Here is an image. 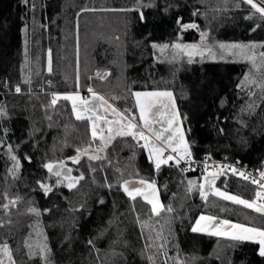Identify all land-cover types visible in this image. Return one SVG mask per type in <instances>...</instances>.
<instances>
[{
  "label": "trees",
  "instance_id": "trees-1",
  "mask_svg": "<svg viewBox=\"0 0 264 264\" xmlns=\"http://www.w3.org/2000/svg\"><path fill=\"white\" fill-rule=\"evenodd\" d=\"M178 19L198 29L181 31ZM176 43L198 45L204 55L189 63ZM165 44L163 53L153 47ZM219 44H264V19L243 0H0V247L7 244L15 264H264L253 242L191 231L199 215L255 227H264V215L211 192L205 201L204 172L171 161L157 171L142 140L117 136L105 146L92 141L70 101L50 106L52 93L92 88L137 120L133 93L170 91L196 155L264 170V89L257 86L264 48H255L256 71ZM95 69L109 74L92 79ZM248 74L256 84H242ZM78 148L104 150L101 159L82 155L75 164L69 158ZM61 161L73 177L84 175L71 190L44 167ZM133 179L154 181L173 211L155 216L143 198L131 200L121 185ZM41 183L51 187L47 195ZM215 187L247 200L258 190L229 172ZM10 200L15 205L3 210Z\"/></svg>",
  "mask_w": 264,
  "mask_h": 264
},
{
  "label": "snow or ice",
  "instance_id": "snow-or-ice-1",
  "mask_svg": "<svg viewBox=\"0 0 264 264\" xmlns=\"http://www.w3.org/2000/svg\"><path fill=\"white\" fill-rule=\"evenodd\" d=\"M29 0H24L25 4H28ZM244 3L248 4L255 13H259L260 17L264 19V0L257 3L256 0H243ZM86 11L88 9H85ZM140 18L143 21L144 15L141 12ZM251 19L252 17H247ZM179 25L181 31H185L190 28L198 29V25L194 23L184 24L180 19L176 21ZM206 36L205 33H201L202 39ZM153 47H160L163 53L169 45L165 44L162 46L153 45ZM171 47L177 50L178 53H183L189 59L188 62L192 63V58L194 56H203L204 50L200 49L198 45H185L181 43H176L171 45ZM221 50L226 52L228 55L239 56L242 59L249 61L256 71H261V66L256 64V53L254 51L257 47L264 48V44H219L218 46ZM209 55L214 56L212 50L207 49ZM48 70L51 72V51L48 53ZM259 56L264 60V52H260ZM99 76L100 74L97 73ZM106 75V74H105ZM103 78V77H101ZM25 83L29 81L25 80ZM256 84V80L251 77L250 74L245 75L242 84ZM261 89H264V82L257 85ZM15 91L19 93L21 88L16 86ZM91 94V101L85 99L80 95L79 92L71 94H59L52 93L50 106L55 107L58 101L65 100L70 101L72 106V112L75 119L78 121H88L91 125V139L96 141L97 139L102 142L103 145L107 146L110 144L117 136L120 137H132L133 139L143 141L140 145L142 148L146 149L148 152L149 160L154 164L156 170L158 171L162 165L168 164L170 161L174 162L176 166H179L181 161L190 162L192 158V152L189 142L186 139L185 129L182 126V122L179 117V113L175 107V101L173 93L170 91H152V92H135L133 93L136 106L139 110V123L136 121L135 117H130L126 113L130 110H125L121 112L120 110L113 107L108 101L95 92L92 88L88 89ZM103 109L105 113H111L116 119H109L107 115H101L100 110ZM156 109L155 115H153V110ZM0 115H6L3 109H0ZM186 119V117H185ZM127 121L125 124L124 122ZM165 125L159 128L156 125ZM113 125H119V130L113 129ZM140 128L139 131L137 129ZM167 133L168 135H165ZM104 149L100 148L98 151L102 152ZM77 155L70 157L69 159L72 163L78 164L80 162L81 156H88L90 160L101 159L99 155H90L87 148L77 149ZM9 152L11 153V146H9ZM165 153H169L165 155ZM10 158L14 161V169L18 170L20 167V162L15 155H11ZM44 167L49 173L57 177L63 176L67 180V187L71 190L75 188L81 180L84 179L83 173L78 177H73L71 175V169H66L64 162L57 163H46ZM230 166H222L219 172H210L204 176V183L199 184V193L202 199L205 201L208 198L209 192L212 195L218 196L219 198L230 201L233 204L242 205L244 208L251 209L261 215H264V172L260 173V179H251V183L258 185V190L255 193V197L252 200L243 199L238 195L230 194L226 191H221L219 188H215V180L218 175L223 174L224 168ZM207 169V165H205ZM12 170L10 169V172ZM234 174H238L245 180H249V175L244 172H238L234 167L231 168ZM61 181L58 179L57 184ZM129 181H124L121 185L124 193L131 199L136 200L137 197H142L143 200L151 206V213L155 216H160L163 211L172 212V207H167L160 202L159 192L155 185V182L147 180H139L137 183L141 187H129ZM41 189L47 195L52 189L49 185L44 183L40 184ZM111 187V186H109ZM196 187L195 181H188V191ZM15 205L16 201L11 200L9 202ZM103 203V201H101ZM3 207L7 209L9 204H4ZM31 212L39 215V211L35 208L30 209ZM191 231L193 233H203L209 236H214L218 238H223L231 241H250L258 245V255L264 257V227H255L243 223H233L228 219H220L215 216H205L201 215L192 226ZM91 243V241H89ZM47 248L45 245L42 251ZM50 251V249L48 250ZM0 255L6 256L10 264H15L12 259V254L7 244L0 247ZM151 260L152 258L149 257ZM0 264H4L3 259H0Z\"/></svg>",
  "mask_w": 264,
  "mask_h": 264
},
{
  "label": "built area",
  "instance_id": "built-area-1",
  "mask_svg": "<svg viewBox=\"0 0 264 264\" xmlns=\"http://www.w3.org/2000/svg\"><path fill=\"white\" fill-rule=\"evenodd\" d=\"M97 73H99L101 75V77L103 76V74H101L98 71H95V73L92 75V77H98ZM99 75V76H100ZM192 152V158L190 162H186V161H181L180 165L183 168H187V169H192V170H198V171H220L222 166H230L227 168H224L223 173H232L234 176L242 179L243 181L255 186L258 189V185L251 183V179L255 178L257 180L260 179V173L264 172V170L261 169H257L254 167H250L247 166L245 164H241L238 161H234V160H230L227 159L226 157H222L220 159H213L210 157H207L205 155L203 156H198L194 153L193 150H191ZM169 153H165V155H168ZM205 165H207V169L205 168ZM235 168L237 169L238 172H244L246 175H249L250 179L249 180H245L243 179L241 176H239L238 174H234L231 171V168Z\"/></svg>",
  "mask_w": 264,
  "mask_h": 264
},
{
  "label": "rangeland",
  "instance_id": "rangeland-1",
  "mask_svg": "<svg viewBox=\"0 0 264 264\" xmlns=\"http://www.w3.org/2000/svg\"><path fill=\"white\" fill-rule=\"evenodd\" d=\"M260 2H261V0H259ZM110 11H112V9L110 10ZM84 36H85V34H84ZM83 36V37H84ZM223 51V50H222ZM254 51H255V49H254ZM224 52V51H223ZM224 53H226V52H224ZM95 71H98V72H100L101 74H103V78H101V75L100 76H98V77H92V75L95 73ZM106 74V75H105ZM108 74H109V72L108 71H102V70H99V69H95L93 72H92V74L90 75V77L92 78V79H98V80H104L107 76H108ZM75 92H79V91H72V92H64V93H59V94H71V93H75ZM96 92V91H95ZM80 93V95L82 96V97H84L85 99H87V100H89V101H91V94L88 92V93H86V95H83V94H81V92H79ZM98 93V92H97ZM99 94V93H98ZM101 95V94H100ZM102 96V95H101ZM90 97V98H89ZM89 98V99H88ZM71 103V102H70ZM115 108H117V107H115ZM120 110V109H119ZM103 113L104 115H107V113H105L104 111H103V109H101L100 110V113ZM121 112H124V111H122L121 110ZM110 113V112H109ZM126 114H128L130 117H132V115H130V113H129V111L126 113ZM108 116V118L111 120V119H116V117H112V116H110V115H107ZM125 124L127 123V121H125L124 122ZM91 126V125H90ZM113 127V129H114V131L115 130H119V125H113L112 126ZM140 129H137V131H139ZM97 155H102V153L101 152H97ZM202 172H204V171H202ZM210 172H219V171H205L204 172V174H203V176H202V183H204V176L205 175H207L208 173H210ZM221 175V174H220ZM220 175H218V176H220ZM218 178V177H217ZM217 180V179H216ZM216 180H215V182H216ZM216 188V187H215ZM222 191V190H221ZM256 193V192H255ZM254 197H255V195H254ZM254 197H253V199H254ZM160 200V199H159ZM11 201V200H10ZM10 201H7L6 203H4V204H9L10 205ZM261 202H264V201H261ZM3 210H6L4 207H3ZM201 215H199L198 217H197V219L200 217ZM205 216H207V215H205ZM196 219V220H197ZM196 220H195V222H196ZM195 222H194V224H195ZM193 224V225H194ZM0 259H3V261H4V264H8V258L6 257V256H1L0 257Z\"/></svg>",
  "mask_w": 264,
  "mask_h": 264
},
{
  "label": "crops",
  "instance_id": "crops-1",
  "mask_svg": "<svg viewBox=\"0 0 264 264\" xmlns=\"http://www.w3.org/2000/svg\"><path fill=\"white\" fill-rule=\"evenodd\" d=\"M152 91H162V90H143V91H139V92H152ZM90 98V97H89ZM88 98V99H89ZM134 99H135V97H134ZM108 101V100H107ZM175 101V100H174ZM108 103L109 104H111L113 107H116V106H114L112 103H110L109 101H108ZM135 103H136V100H135ZM175 107H176V110H177V106H176V103H175ZM116 109H118V108H116ZM119 110V109H118ZM121 111V110H120ZM178 111V110H177ZM155 112H156V109H154L153 110V115H155ZM101 115H104L102 112L100 113ZM107 115H110V116H112L111 115V113H107ZM128 115V114H127ZM136 116H137V122L139 123V110H138V108H137V106H136ZM112 117H114V116H112ZM180 117V116H179ZM181 120V119H180ZM161 126H166V124L165 125H156V127L157 128H159V127H161ZM138 129H140V128H138ZM165 135H168L167 133H165ZM139 180H141V179H133V180H126V181H129L130 183H129V187H141V185H139L137 182L139 181ZM123 184V183H122ZM142 198V197H141ZM233 223H235V222H233Z\"/></svg>",
  "mask_w": 264,
  "mask_h": 264
}]
</instances>
